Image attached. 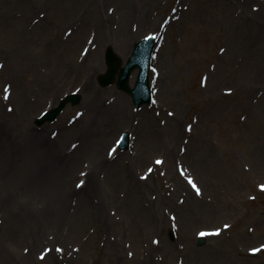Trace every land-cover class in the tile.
Returning <instances> with one entry per match:
<instances>
[{"label":"rangeland","instance_id":"374dc122","mask_svg":"<svg viewBox=\"0 0 264 264\" xmlns=\"http://www.w3.org/2000/svg\"><path fill=\"white\" fill-rule=\"evenodd\" d=\"M99 9L112 15L105 23ZM150 33L160 39L150 71L153 100L136 109L96 75L106 69V46L125 62L134 42ZM74 91L78 104L50 123H34ZM119 97L128 114L117 123L107 107ZM42 129L59 165L79 152L64 178L73 195L58 221L22 226L21 202L44 197L18 187L21 201H10L2 162L0 264H264V0H0V152ZM92 131L103 135L93 155L115 157V173L113 162L96 171L81 153ZM123 131L130 146L118 150ZM84 195L89 201L71 235ZM27 206L43 210L41 203ZM37 229L43 240L30 243L28 233ZM200 233L205 242L198 245Z\"/></svg>","mask_w":264,"mask_h":264},{"label":"bare ground","instance_id":"6f19581e","mask_svg":"<svg viewBox=\"0 0 264 264\" xmlns=\"http://www.w3.org/2000/svg\"><path fill=\"white\" fill-rule=\"evenodd\" d=\"M230 7V6H227ZM99 17L101 19V23H105V21L111 17L112 15H106L99 9L98 11ZM131 15V10L128 8L125 11H122L120 16L119 25L120 28L123 30L124 28L127 29V22ZM133 17V16H132ZM125 33V32H124ZM110 115L114 120L118 123L120 121H126V116L128 114L126 110V99L124 98H117V100L110 106L107 107ZM87 128L89 131L90 127L92 126L88 122H86ZM174 126V133L179 136V130L176 125ZM45 129L41 131H33L29 135L23 136V138L17 142H11L10 145H6L5 148H2L0 152V165L3 162V184H2V191L6 193L8 199L10 201H17L20 202L21 199L18 198V193L21 192V189H17L18 187H23L28 189L31 192H34L36 195H41L44 197L42 202L38 200H30V201H22L23 210H24V218L27 220V223L22 224L21 220L15 221L18 225H26L30 227L29 229L35 228L37 222L44 221L45 223L48 222H56L58 221V217L60 216L61 212L64 209L65 204L69 201V197L73 195V189L71 190L69 186H67L66 180H64L65 175L71 173L73 167L77 164L79 158V152H74L71 154L70 157L66 159L64 163L59 165L58 158L56 159V150L52 142H44V133ZM93 132V131H92ZM89 143L87 144V152L81 151V153H85V156L93 159L92 164L96 165V171L100 167L103 166L104 161L113 162L108 167L109 171L115 173L117 171V163L115 157H107L103 158L97 155H93L97 153L100 148L101 142H103V135L101 131L93 132L91 135L87 136ZM59 142V141H57ZM169 156L173 157L174 151L169 150ZM58 153V152H57ZM188 156H190L188 154ZM58 157V156H57ZM185 157V156H184ZM99 160V164L97 162ZM193 160V159H192ZM194 162V161H193ZM117 166H116V165ZM197 164V161L194 163ZM197 166V165H196ZM199 166V165H198ZM17 189V190H16ZM87 189V188H86ZM16 190V191H15ZM75 191V190H74ZM134 187L131 186V190L129 192L130 198H128L126 205L129 209L125 210V217L124 223L127 222V217L129 218V210L131 205V199L134 194ZM22 197V196H20ZM89 197L84 195L80 198L77 202L78 207L75 209V215H73L69 225H70V234L72 230V224L76 225L80 222L81 213L80 211H84V204L87 203ZM34 203H41L43 208L42 211L36 212L28 208L27 205H33ZM139 203V200L137 201ZM197 201H192L187 210L189 211L190 208H193ZM98 215L100 214V210H103L100 205L98 207ZM67 212L69 210L66 209ZM23 214V212L19 213V215ZM7 218H5L7 222ZM77 221V222H76ZM63 218L61 222H58L54 228H52V232H56L59 234L61 228L63 226ZM30 238V243L35 242L38 244L40 241L43 240L41 237H44V234H41L40 230L37 229L36 232L28 233ZM57 238L61 239L60 237L56 236ZM25 237L19 236L17 237L16 241L21 243L25 241ZM67 240V239H66ZM193 253L199 254L198 250H192ZM19 256V255H16ZM32 257V253L24 256V257ZM208 264H215V260L208 258ZM232 263V262H231ZM236 263V262H235ZM45 264H49L48 262ZM227 264L229 260H227Z\"/></svg>","mask_w":264,"mask_h":264},{"label":"water","instance_id":"95a60500","mask_svg":"<svg viewBox=\"0 0 264 264\" xmlns=\"http://www.w3.org/2000/svg\"><path fill=\"white\" fill-rule=\"evenodd\" d=\"M106 57H108V73L104 74V75H99L98 76V80L100 81V83H106L109 82L114 74V71L118 68L119 65V61L115 59L114 62H111V59L113 58V55L111 54L110 50L107 52ZM140 57V54L135 53L130 61L127 63L126 67L124 69L121 70L120 75H119V80L117 82L118 86H120L121 88H124L125 90H127L128 92L132 93L134 96V100L136 102V105H139L142 101H148V96L146 97H141V87L140 85H138V83L136 84V88L134 90H131L130 88H128L125 83L127 80V75L128 72L131 68V66L135 63V61ZM62 104L56 108L51 110L47 115L44 116L43 119H41L40 121H43L46 117L47 118H53L56 113L60 110ZM203 239L199 240V244L203 243Z\"/></svg>","mask_w":264,"mask_h":264},{"label":"snow or ice","instance_id":"6c2138e0","mask_svg":"<svg viewBox=\"0 0 264 264\" xmlns=\"http://www.w3.org/2000/svg\"><path fill=\"white\" fill-rule=\"evenodd\" d=\"M5 98H7V89H5ZM157 163H159V161H157ZM189 182L191 183V180ZM79 186L80 185H78V187ZM193 187H195V185H193ZM262 188H264V186H262ZM225 227H227V226H225ZM216 234H218V232ZM200 235H205V233H200ZM262 247H264V246H262ZM259 250L260 249H252L253 252H256V251H259Z\"/></svg>","mask_w":264,"mask_h":264}]
</instances>
